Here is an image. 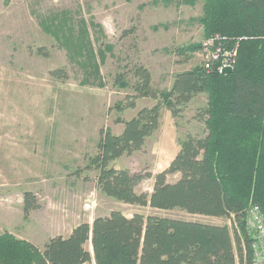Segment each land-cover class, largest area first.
<instances>
[{
    "label": "trees",
    "instance_id": "trees-1",
    "mask_svg": "<svg viewBox=\"0 0 264 264\" xmlns=\"http://www.w3.org/2000/svg\"><path fill=\"white\" fill-rule=\"evenodd\" d=\"M45 19L39 22L41 28L82 68L84 83L95 81L103 86L104 51H100L101 59L96 56L83 20L75 25L67 10ZM196 19L204 39L214 38L223 52L236 48L232 71L218 70L223 57L210 69L201 62L175 73L170 87L161 90L152 85L145 66H135L132 94L125 97V104L118 101L116 109L133 108L141 97L154 103L129 119H119L123 125L119 133L99 129L90 163L97 171L95 187L108 197L157 210L180 208L190 214L223 217L230 223L139 212L126 215L112 209L91 223L78 222L66 236L48 237L42 248L3 231L0 264H80L91 259L95 264L251 263L246 208L256 204L264 215V0H203L202 14ZM201 47L197 42L185 50ZM51 75L64 76L62 69L52 70ZM115 81L128 86L122 73ZM199 93L207 95L206 105L198 112L205 126L203 136L186 133L168 165L153 175L113 166L121 155L143 147L159 126L162 106L175 118ZM175 173L178 177L168 181L167 176ZM151 176V191L136 192V185ZM38 208L35 194L24 191L23 214ZM87 241L91 251L84 246Z\"/></svg>",
    "mask_w": 264,
    "mask_h": 264
},
{
    "label": "rangeland",
    "instance_id": "rangeland-1",
    "mask_svg": "<svg viewBox=\"0 0 264 264\" xmlns=\"http://www.w3.org/2000/svg\"><path fill=\"white\" fill-rule=\"evenodd\" d=\"M202 5L203 0H0V233L21 235L42 248L45 237L64 234L81 221L91 223L112 209L126 215L139 212L230 223L223 217L190 214L180 208L157 210L108 197L95 187L97 171L90 163L99 129L119 133L123 127L119 119H129L154 103L141 97L133 108L116 109L118 101L125 104V97L132 94L135 66H145L152 85L162 90L170 87L175 73L203 62L207 39L196 19ZM63 10L75 25L83 20L98 58L104 51L103 86L84 83L82 68L41 28L42 19ZM197 42L202 44L200 49L185 50ZM232 50L235 61L236 48ZM228 52H221L218 60ZM55 69H62L64 76L51 75ZM118 73L124 75L127 87L116 83ZM206 96L197 94L181 114L171 116V123L166 115L140 150L122 155L113 166L140 173L161 170L186 133L205 134L198 112L206 105ZM170 125L173 131L167 128ZM177 177L169 174L167 180ZM151 187L147 177L135 190L150 192ZM26 190L35 194L39 208L24 215ZM86 202L90 209L84 208ZM84 246L91 251L89 241Z\"/></svg>",
    "mask_w": 264,
    "mask_h": 264
},
{
    "label": "built area",
    "instance_id": "built-area-1",
    "mask_svg": "<svg viewBox=\"0 0 264 264\" xmlns=\"http://www.w3.org/2000/svg\"><path fill=\"white\" fill-rule=\"evenodd\" d=\"M204 44L205 46V56L203 55V65L206 68H211L215 61L218 60V55L222 53H227L228 51H222L223 48L221 44L215 45L214 38H208ZM234 49V48H233ZM234 50H229L228 55L223 57L218 70L221 71L226 66L233 65L234 61L232 58V52ZM91 204L86 202L84 203L85 209H90ZM245 219L247 230L251 238V249H252V259L250 264H264V215L260 207L256 204L250 203L246 208ZM80 264H95L94 260L80 263Z\"/></svg>",
    "mask_w": 264,
    "mask_h": 264
},
{
    "label": "crops",
    "instance_id": "crops-1",
    "mask_svg": "<svg viewBox=\"0 0 264 264\" xmlns=\"http://www.w3.org/2000/svg\"><path fill=\"white\" fill-rule=\"evenodd\" d=\"M200 94V93H199ZM196 96V95H195ZM195 96H193L192 97V99H194L195 98ZM143 98V97H142ZM191 99V100H192ZM190 100V101H191ZM168 113V114H167ZM170 112L166 109H164V111H163V109L161 108V111H160V122H159V126H158V128H157V130L158 129H160L161 128V126H162V119L163 118H166V115L168 116V120H169V122L171 123V121H173L172 120V118H174V117H172L171 118V114H169ZM123 126V125H122ZM167 128L170 130V131H173L174 130V128L170 125V126H167ZM156 131V130H155ZM183 139V137L181 138V140ZM179 146H180V141H179V145H178V147L176 148V150H175V152H174V155H175V153L178 151V149H179ZM124 155V154H123ZM173 155V156H174ZM122 156V155H121ZM120 156V157H121ZM173 156H171L170 158H169V160L167 161V164L164 166V167H162L161 168V170L162 169H164L167 165H168V163H169V161L172 159V157ZM119 157V158H120ZM118 159V158H117ZM116 160V159H115ZM114 160V161H115ZM114 161H113V163H114ZM157 171H160V170H154V171H150V173H151V175H153L154 173H156ZM175 174H177V173H175ZM178 175V174H177ZM150 178V180H151V183L153 182V178H152V176L151 177H149ZM152 188V187H151ZM128 204V203H127ZM74 226V225H73ZM73 226H71L67 231H66V233H64V234H62V233H55V234H52V235H49L48 237H50V236H53V235H63V236H66V235H68L69 233H70V231H71V229H72V227ZM17 237H19V238H24V239H26V240H28L29 242H32V243H34L33 241H31L29 238H26V237H23V236H21V235H17ZM48 237H45V239H44V241H43V243H42V245L44 244V242H45V240L48 238Z\"/></svg>",
    "mask_w": 264,
    "mask_h": 264
},
{
    "label": "water",
    "instance_id": "water-1",
    "mask_svg": "<svg viewBox=\"0 0 264 264\" xmlns=\"http://www.w3.org/2000/svg\"><path fill=\"white\" fill-rule=\"evenodd\" d=\"M230 71H232V67H231V66H226V67H224V68L221 70L222 73H228V72H230Z\"/></svg>",
    "mask_w": 264,
    "mask_h": 264
}]
</instances>
